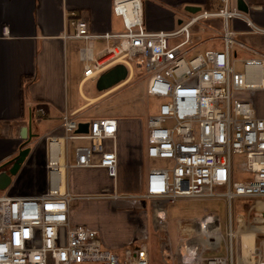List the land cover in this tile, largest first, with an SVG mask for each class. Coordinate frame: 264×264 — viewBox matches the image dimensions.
Wrapping results in <instances>:
<instances>
[{
	"label": "built area",
	"instance_id": "obj_1",
	"mask_svg": "<svg viewBox=\"0 0 264 264\" xmlns=\"http://www.w3.org/2000/svg\"><path fill=\"white\" fill-rule=\"evenodd\" d=\"M245 2L249 10L264 11V0L259 5L256 0ZM113 12L122 21V31L93 33L87 19L76 17L71 21L73 31L65 36L87 42L79 49L85 78H98L110 67L124 64L130 79L134 67L142 66L149 76L147 94L162 100L158 112L148 117L146 155L171 163L149 169L143 198L163 199L167 204L224 198L229 213L228 251L205 257L201 264H264L256 249L249 261L236 256L232 215L235 199L264 200V50L252 49L258 56H241V50L249 47L236 38L231 20L242 21L253 34L264 36V27L238 9L237 0H220L217 10L192 15L172 31L146 28L143 0H113ZM215 17L223 21L218 36L223 47L196 53L199 43L192 26ZM93 39L106 41L99 54ZM39 111L45 115L43 108ZM80 122L76 113L67 112L63 132L43 137L46 191L37 196L0 195V264H152L146 243L125 247L119 254L104 246L96 229L71 220L75 200L122 198L117 192V119L96 117L89 121L86 133L77 132ZM70 140L87 141L74 147L72 162ZM107 140L113 148L106 147ZM235 155L244 157L240 165L249 177L234 179ZM91 167L106 170L111 188L73 194L68 172ZM211 217L220 224L217 215Z\"/></svg>",
	"mask_w": 264,
	"mask_h": 264
},
{
	"label": "crops",
	"instance_id": "obj_2",
	"mask_svg": "<svg viewBox=\"0 0 264 264\" xmlns=\"http://www.w3.org/2000/svg\"><path fill=\"white\" fill-rule=\"evenodd\" d=\"M143 1L145 25L150 31L175 30L181 21L192 15L204 10L213 11L218 7L217 0H211L209 7L208 0ZM187 6H201L202 10L192 13L186 10ZM73 13L77 15L73 17ZM151 13L153 18L150 21L148 14ZM254 13L255 10H249L252 17ZM160 15H170L171 18L161 22ZM76 17L87 19L93 33L123 30L121 19L113 12V0H0V166L11 162L26 145V139L23 138L24 127L28 129L27 135L30 137L27 146L32 148L20 171L13 177L11 185L5 190H0V195L37 196L46 191L47 142L43 137L63 132L62 121L67 112L76 113L81 122L94 119L87 114L88 108L96 100L105 98L115 90V86L106 90L96 89L99 77L85 78V64L80 59L79 49L87 45V42L65 36L73 31L71 21ZM241 22L240 24L243 23ZM91 42L96 54L106 46L103 39H93ZM88 82L90 85L85 91ZM74 87L77 88L82 102L70 104L67 95ZM41 108L45 110V115H41ZM113 117L118 121L117 191L126 199L101 200L107 201L109 207L119 206L130 211L135 207L132 204H136L137 208L140 207V210L145 212L143 215L146 221L148 213L144 209L147 199L142 195L145 193L147 178L143 168L147 155L146 146H143L142 121L137 117ZM106 147L113 148V142L107 140ZM68 159L69 162L74 160V150L69 152ZM11 166L12 162L7 168ZM67 179L70 191L75 195L97 191L102 187L111 188V179L106 170L100 167L70 170ZM120 190L122 192H119ZM154 200L159 202L160 210L168 211L170 217L177 218L178 225H172L168 230V236L164 239L166 242L160 247L163 252L152 264H201L199 261L205 257L227 253L229 243L223 241L221 233L219 235L218 230L221 231L222 227L217 211L193 205L196 201L179 200L174 204H167L163 199ZM91 201L93 200H75L70 217L74 223H82L96 229L106 248L119 251L132 243L134 245L143 242L148 245L150 235L145 228L143 231H134L129 239L124 241L114 242L107 239L106 234L101 233L100 222L96 224L87 216L88 203ZM208 215L219 217L220 224L213 222L217 240L200 226ZM240 215H244L243 212L238 213V218ZM183 218L185 219L182 220ZM157 222L161 221L158 219ZM151 224L156 227V219L153 217ZM249 225V222H240V232H236L235 236L234 252L236 256L249 261L256 249L264 258V239L260 242L258 230L249 229ZM261 232H264V229ZM159 242H162V238ZM198 254L201 258L197 261Z\"/></svg>",
	"mask_w": 264,
	"mask_h": 264
},
{
	"label": "rangeland",
	"instance_id": "obj_3",
	"mask_svg": "<svg viewBox=\"0 0 264 264\" xmlns=\"http://www.w3.org/2000/svg\"><path fill=\"white\" fill-rule=\"evenodd\" d=\"M256 2L261 4V0H256ZM218 4L216 8L213 9L217 10L220 6V0L216 1ZM150 17V21L153 18V13L148 14ZM252 17V16H251ZM171 18L170 15H160V21L165 22ZM256 24L264 27V11L261 8L255 10L254 16L252 17ZM238 24H236V21ZM240 20L233 19L231 20V27L233 30L238 31L236 38L241 40L247 44L249 49L241 50V56H258V53L252 51L256 50L261 52L264 50V36L261 34H253L247 32L249 28L245 25V23L240 24ZM223 21L220 18H208L202 19L197 22L192 28V34L196 43H199V46L196 49V53L204 52L210 48H222L223 42L218 40L219 32L223 30ZM238 69H242V65L238 64ZM130 77V73L128 78ZM126 79L121 84L115 86V90L107 94L105 98L96 100L87 111L88 115H91L92 118L96 117H109V116H116L119 118H127V117H137L142 121V133L144 139V147L145 139L147 135V124H148V117L151 114H156L158 112V108L160 103L162 102L161 99L156 97L149 96L147 94V84L149 80L148 72L145 67L137 66L134 67L133 75L130 79ZM89 83V82H88ZM90 83L86 85L85 91L88 89ZM96 89L97 83L95 86ZM98 91V90H97ZM68 101L71 103H80L82 99L76 87L74 89H70L67 95ZM87 141H80V140H70L68 142V149L69 152L74 150V147L80 143H86ZM146 148V147H145ZM244 160V157L241 155H235L233 158L234 161V179H242L247 178L250 176L249 173L244 172L241 167V162ZM171 163L170 160L164 158H147L144 162V175L146 176L150 168H157L167 166ZM221 190V188H218ZM111 191V190H109ZM118 192V191H117ZM119 192H122L120 190ZM122 197V196H121ZM125 200L124 198H121ZM129 199V198H128ZM93 201L88 203V211L87 216L96 224L99 223V228L101 233L106 234V238L114 241H124L129 239L131 234L136 231L140 230L143 231L144 228L149 231V238H148V248L151 253V259L154 263V259L160 256V253L163 251L160 249L163 244L166 242L164 239L168 236L166 235L168 230H170L172 225L176 227L177 218H172L169 215L168 211L160 210L159 202L153 199H147V205L144 210L148 213V219L145 221L144 215L140 210V207L137 208L136 204H132L135 206L132 211L128 209H124L119 206L109 207L107 205V201L105 200H96L91 199ZM187 201H196L193 205L200 206L201 208L209 209L212 211H217L220 220H221V227L222 230H218L219 235L221 233V237L223 241L226 240L229 243L228 238V207L227 203L224 198L217 197V198H209V199H184ZM128 203V202H126ZM134 203V202H133ZM130 204V203H129ZM255 204V207H253ZM112 206V205H111ZM245 208V210H244ZM132 212V213H131ZM243 212L244 215H240L238 218V213ZM134 213V214H133ZM163 216V222H157L159 216ZM233 229L236 232L239 229V224L242 221L249 222V229L251 230H258V236L264 239V232L261 230L264 229V200L255 202V201H247L245 199H235L233 201ZM151 217L156 219V227L151 224ZM183 218L182 220H184ZM190 221V220H188ZM194 221V220H193ZM257 226V228H255ZM262 226V228H259ZM244 228V226H242ZM157 231V232H156ZM162 238V242H159V239ZM222 241V242H223ZM236 243V238H234V248ZM133 244V243H132ZM132 244L127 245L131 246ZM264 246V242H262ZM230 245V244H229ZM125 247L121 248V250H112L116 251L119 254L123 251ZM235 250V249H234ZM159 254V255H158ZM154 256V257H153ZM197 261L200 260L201 255L198 254L196 256ZM201 261V260H200ZM199 261V262H200ZM83 264H92V263H83Z\"/></svg>",
	"mask_w": 264,
	"mask_h": 264
},
{
	"label": "water",
	"instance_id": "obj_4",
	"mask_svg": "<svg viewBox=\"0 0 264 264\" xmlns=\"http://www.w3.org/2000/svg\"><path fill=\"white\" fill-rule=\"evenodd\" d=\"M237 7L238 9L248 13L249 7L245 0H237ZM186 10L196 13L202 10L201 6H187ZM128 78V69L124 64H116L105 72H103L97 81V87L100 90L110 89L121 82L125 81ZM89 130V122H80L77 132L79 133H86ZM24 135L23 138L26 139V145L23 146L20 150L18 155L11 161L12 166L7 168V166L11 162H7L4 165L0 166V190L7 189L13 180V177L18 174L22 165L27 160L28 156L30 155L32 148L27 146L30 137H28L27 132L28 129L24 127L23 129Z\"/></svg>",
	"mask_w": 264,
	"mask_h": 264
},
{
	"label": "bare ground",
	"instance_id": "obj_5",
	"mask_svg": "<svg viewBox=\"0 0 264 264\" xmlns=\"http://www.w3.org/2000/svg\"><path fill=\"white\" fill-rule=\"evenodd\" d=\"M161 222H163V220H161ZM200 226L203 227L204 230L207 231L208 233L210 232L212 234L213 239L214 238L216 240L218 239V235H217V232L215 231L216 229L213 225V219L211 215H208L206 220L204 221V224L202 223Z\"/></svg>",
	"mask_w": 264,
	"mask_h": 264
},
{
	"label": "trees",
	"instance_id": "obj_6",
	"mask_svg": "<svg viewBox=\"0 0 264 264\" xmlns=\"http://www.w3.org/2000/svg\"><path fill=\"white\" fill-rule=\"evenodd\" d=\"M210 2H211V0H208V7L210 6V4H209Z\"/></svg>",
	"mask_w": 264,
	"mask_h": 264
}]
</instances>
